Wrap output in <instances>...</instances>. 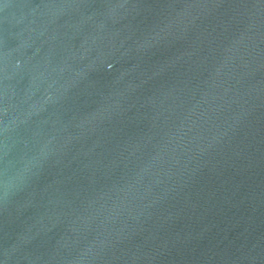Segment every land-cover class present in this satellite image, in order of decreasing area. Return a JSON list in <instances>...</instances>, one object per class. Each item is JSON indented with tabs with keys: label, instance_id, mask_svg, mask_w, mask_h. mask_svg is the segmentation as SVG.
<instances>
[{
	"label": "water",
	"instance_id": "95a60500",
	"mask_svg": "<svg viewBox=\"0 0 264 264\" xmlns=\"http://www.w3.org/2000/svg\"><path fill=\"white\" fill-rule=\"evenodd\" d=\"M0 264H264V0H0Z\"/></svg>",
	"mask_w": 264,
	"mask_h": 264
}]
</instances>
